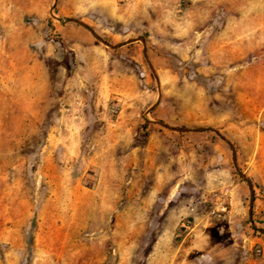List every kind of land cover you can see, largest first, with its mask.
<instances>
[{"label": "rangeland", "instance_id": "1", "mask_svg": "<svg viewBox=\"0 0 264 264\" xmlns=\"http://www.w3.org/2000/svg\"><path fill=\"white\" fill-rule=\"evenodd\" d=\"M261 230L264 0H0V264H264Z\"/></svg>", "mask_w": 264, "mask_h": 264}, {"label": "water", "instance_id": "2", "mask_svg": "<svg viewBox=\"0 0 264 264\" xmlns=\"http://www.w3.org/2000/svg\"><path fill=\"white\" fill-rule=\"evenodd\" d=\"M61 21H63V22H72V23H76V24H78V25H81V26H83V27H85V28H87L99 41H101L104 45H106L107 47H109V48H111V49H116V48H118V47H120V46H122V44H118V45H111V44H109V43H107V42H104L102 39H100L95 33H94V31H92L91 29H89L84 23H82V22H80V21H78V20H75V19H72V18H65V19H61ZM160 125H162V126H164L165 128H167V129H169V130H173V131H177V132H190V130H184V129H176V128H173V127H170V126H166L165 124H163V123H159ZM209 128H197V129H194L195 131H205V130H208ZM244 177V176H243ZM244 179H246L245 177H244ZM248 182V184L249 185H251L250 184V182L249 181H247ZM252 203H253V201H252ZM251 210H252V204H251ZM253 226H254V224H253ZM255 227V226H254ZM261 232L264 234V230H261Z\"/></svg>", "mask_w": 264, "mask_h": 264}, {"label": "built area", "instance_id": "3", "mask_svg": "<svg viewBox=\"0 0 264 264\" xmlns=\"http://www.w3.org/2000/svg\"><path fill=\"white\" fill-rule=\"evenodd\" d=\"M227 211V206L225 204L224 200L219 199L217 202V207L215 208V210L213 211V214L216 213H223Z\"/></svg>", "mask_w": 264, "mask_h": 264}]
</instances>
